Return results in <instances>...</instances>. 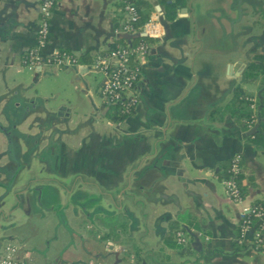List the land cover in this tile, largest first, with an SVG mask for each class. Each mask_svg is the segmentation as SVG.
I'll use <instances>...</instances> for the list:
<instances>
[{"label":"crops","instance_id":"1","mask_svg":"<svg viewBox=\"0 0 264 264\" xmlns=\"http://www.w3.org/2000/svg\"><path fill=\"white\" fill-rule=\"evenodd\" d=\"M41 1L0 0V256L13 245L23 264H264L251 231L235 235L243 209L264 202V147L250 137L258 124L249 133L255 125L229 112L260 96L243 73L264 48V30L252 32L264 28V0H183L170 21L147 0L160 33L138 59L136 103L120 122L107 117L92 66L134 36L115 32L118 0H55L40 56L93 61L28 69ZM46 77L49 94L36 87ZM68 87L71 99L59 97ZM233 156L253 174L238 201L219 177ZM171 223L184 244H167Z\"/></svg>","mask_w":264,"mask_h":264},{"label":"built area","instance_id":"2","mask_svg":"<svg viewBox=\"0 0 264 264\" xmlns=\"http://www.w3.org/2000/svg\"><path fill=\"white\" fill-rule=\"evenodd\" d=\"M55 0H42L39 5V24L37 26V45L30 48L23 57V64L28 69H32L36 64L44 62L53 63L55 65H63L66 63H77V59L72 55L59 54L53 52L47 57H41L39 49L44 46L49 33V18L51 10ZM124 19L121 21L118 28L115 29L116 33H124L129 35L143 34L144 36L151 38L157 37L160 33L159 27L152 19L145 21L140 27L135 28L133 23L137 16L134 9L130 5L124 7ZM148 48L147 42H137L135 44H129L126 46L115 45L111 47L105 54H98L92 66L94 69L100 71L104 75V82L101 88V94L108 104L117 103L123 100L125 112L129 113L132 106L136 103L135 84L138 80L140 68L138 59L142 57ZM239 156H234V160H237ZM233 169L236 167L233 166ZM224 184L229 196L238 201V191L233 180L226 179ZM252 212L250 206L243 209L240 219L245 222L244 214ZM263 220L264 215L260 216ZM248 221L242 228V235L247 231H251L252 240L255 245H258L257 239L258 232L253 227L248 225ZM175 240L179 244L186 242V237L182 231L175 232ZM17 248L13 245L5 246L2 255L0 256V264H23V260L17 257Z\"/></svg>","mask_w":264,"mask_h":264},{"label":"trees","instance_id":"3","mask_svg":"<svg viewBox=\"0 0 264 264\" xmlns=\"http://www.w3.org/2000/svg\"><path fill=\"white\" fill-rule=\"evenodd\" d=\"M158 4L163 8V16L167 21L173 20L179 10L183 5V0H157ZM133 7L136 13V20L133 23L135 28L140 27L145 21L149 20L151 12L153 11V6L147 0H118L117 10L118 12H123L126 5ZM149 38L136 34L134 36H129L128 40L126 38L117 39V44L126 46L129 44H135L137 42H148ZM59 54H68L64 50H59ZM105 54V53H104ZM81 55L78 58V62L89 61L90 58ZM252 61L247 65L243 73L245 79L249 81L258 80V88L260 90V96L254 97L248 95L246 97L236 98L230 105L229 112L235 117V120L239 123L241 128H248L255 123L258 124L257 131H255L250 137L254 144L264 147V48L256 52L252 56ZM124 98L117 103H110L109 110L107 112V117L112 122L124 121L125 117L128 115L124 109ZM253 99V100H251ZM258 106L259 109H255ZM259 110V112H258ZM234 156L228 161H224L220 164V175L222 179H231L236 185L238 191V199H244L248 194L249 187H253L252 171L245 167L243 160L239 157L237 160L233 159ZM233 166L236 169H233ZM252 212H247L244 214L245 222L248 221V225L257 230V239L259 241L258 245L253 243V246L258 250L264 251V225L263 220L260 216L264 215V202L261 199H255L250 203ZM243 219H240L238 225L235 228V235L237 238L242 236V228L245 225ZM180 229L176 223H171L169 225L168 231L165 235L167 244L175 241V232ZM182 229V228H181ZM183 230V229H182Z\"/></svg>","mask_w":264,"mask_h":264},{"label":"rangeland","instance_id":"4","mask_svg":"<svg viewBox=\"0 0 264 264\" xmlns=\"http://www.w3.org/2000/svg\"><path fill=\"white\" fill-rule=\"evenodd\" d=\"M261 18L263 19L264 18V13L261 15ZM262 21L263 20H260V22L262 23ZM261 25L260 24H258V25H256V24H254V26L252 25V32L254 33V32H262L263 30H264V28L262 29V30H260L259 31V27H260ZM23 72L25 73V75H30V72L28 71V70H26V69H23ZM93 75L95 76V77H98L99 75L98 74H95V73H93ZM53 80H55V79H53ZM52 81H50V79H48L47 77L46 78H44L41 82H38L37 84H36V87H37V89L39 90V92H43V93H45V94H49L52 90H51V88H49V85H50V83H51ZM58 95H60L59 97H70V99H71V97H72V95H74V91L73 90H71L69 87L68 88H64V89H62V90H60L59 91V93H58ZM60 99V98H59ZM115 218L116 219H120V217L119 216H115ZM108 221V220H107Z\"/></svg>","mask_w":264,"mask_h":264},{"label":"water","instance_id":"5","mask_svg":"<svg viewBox=\"0 0 264 264\" xmlns=\"http://www.w3.org/2000/svg\"><path fill=\"white\" fill-rule=\"evenodd\" d=\"M156 8L158 9V6H156ZM141 35L144 36L143 34ZM255 128H256V125L251 130H249V133H252L255 130Z\"/></svg>","mask_w":264,"mask_h":264}]
</instances>
